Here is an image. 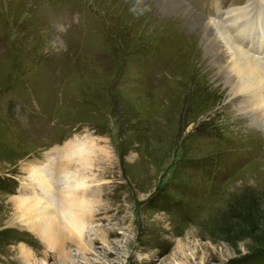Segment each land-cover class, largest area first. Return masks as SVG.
<instances>
[{"label":"rangeland","instance_id":"rangeland-1","mask_svg":"<svg viewBox=\"0 0 264 264\" xmlns=\"http://www.w3.org/2000/svg\"><path fill=\"white\" fill-rule=\"evenodd\" d=\"M79 1L53 37L41 16L52 12L48 0H0V264H23L21 246L56 264L36 237L19 234L11 199L24 190L21 161L51 150L63 158L81 140L95 145L94 219L109 247L94 242L90 259L264 264V130L237 119L215 75L190 61L201 27L167 20L150 0ZM186 1L204 22L209 0H196L200 9ZM233 1L226 6L244 2ZM105 153L115 164L99 166Z\"/></svg>","mask_w":264,"mask_h":264},{"label":"bare ground","instance_id":"bare-ground-1","mask_svg":"<svg viewBox=\"0 0 264 264\" xmlns=\"http://www.w3.org/2000/svg\"><path fill=\"white\" fill-rule=\"evenodd\" d=\"M150 1L158 14L167 20L179 18L189 27H201L200 49L195 52L192 46L188 48L190 53L187 51L191 55L190 61L194 60L195 69L204 74V78L215 75L216 88L223 85L221 91L226 99L235 102L236 112H239L237 119L248 120L264 130V14L258 11L259 5L264 11V0H244L245 3L229 6H226L228 0H210L206 20L199 23L189 16L190 8L181 0ZM188 44L190 46V42ZM234 109L228 108L230 114ZM94 147L90 140H81L73 143L63 158H58L51 150L43 158L33 157L20 163L25 175L21 181L24 190L11 199L13 214L21 227L19 234L28 232L36 237L40 247L44 248L43 257L51 256L56 264H67V260L77 264L72 260L74 255L68 249V243L83 257L85 264L100 263V257L96 260L87 256L96 254L94 242L109 249L107 228L94 219L102 197L101 181L94 173ZM110 156L99 154V166L115 164V159ZM71 163L72 167L69 166ZM29 239L27 236L26 240ZM35 252L21 246L18 259L23 264H38Z\"/></svg>","mask_w":264,"mask_h":264}]
</instances>
